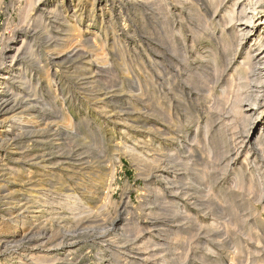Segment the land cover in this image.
Listing matches in <instances>:
<instances>
[{
  "label": "rangeland",
  "instance_id": "rangeland-1",
  "mask_svg": "<svg viewBox=\"0 0 264 264\" xmlns=\"http://www.w3.org/2000/svg\"><path fill=\"white\" fill-rule=\"evenodd\" d=\"M123 2L115 0L94 16L87 4L83 17L73 19L82 39L96 34L103 50L93 57L86 48L78 61L58 65L49 61L43 36L22 22L26 0L2 1L0 82L10 77L6 71L28 40L42 52L38 65L48 66L50 82L37 81L42 70L30 65L26 84H0L9 96L0 97V150L5 162L10 151L17 152L11 162L32 176L9 181L16 188L12 198L22 202L1 200L0 216L8 206L24 211L28 186L35 184L40 202L30 206L37 226L20 247L49 253L43 264H264V145L256 148L254 142L264 132V95L251 84L246 110L232 109L237 83L226 86V77L213 73L192 43L190 29L203 27L196 22L201 8L194 0L169 5V20L154 10L134 12L131 2ZM71 8L64 17L73 14ZM57 20L49 21L53 31ZM259 32L256 25L244 38L225 74L242 64ZM71 67L88 74L71 75ZM86 78H93L92 93L84 87ZM251 100L258 105L249 110ZM13 110L21 113L18 118L11 117ZM24 111L33 117L21 121ZM250 129L251 136L259 131L251 142ZM18 247L9 245L4 256L12 258Z\"/></svg>",
  "mask_w": 264,
  "mask_h": 264
},
{
  "label": "bare ground",
  "instance_id": "bare-ground-1",
  "mask_svg": "<svg viewBox=\"0 0 264 264\" xmlns=\"http://www.w3.org/2000/svg\"><path fill=\"white\" fill-rule=\"evenodd\" d=\"M2 1L3 0H0V6L2 5ZM37 1L38 0H26L27 5H25V7H24V8H26L25 9V13H21V14L22 15L23 14H27V16L25 17V15H24L25 18H23L24 20L22 22H25L26 24H29V25L31 24L32 27H33V30L34 31L37 30V32H39V34L43 36V38L45 40L44 42L46 44H48V47H47L48 49L47 50L52 53L51 54V58L49 60L50 62L56 63L58 65H61V64H63V61L68 60V59H71L72 61H75L78 58L82 57V55L86 52V48H88L89 51L92 53V55L89 54V56H93V57L97 56L96 51L99 50V49H102V47H101L102 45L101 46L99 45L98 36H96V34L93 35L94 34L93 33L92 34V38L89 36L90 38L86 37V39H82V35L83 34L79 31L80 26H79V23H78L77 20H79V19H81V17H83L82 11H83V9L85 7L87 8V4L90 3L89 4L90 8L88 7L89 11H90V15L94 16V14L96 13V10H106L108 4L109 3L112 4L113 2H115V0H67V1H65V0H61V1H59V0H43L42 1L43 2L42 5L38 6L37 12L35 13V15H30L29 12L36 7V4L38 3ZM117 1H122V0H116V2ZM123 1H124L123 4L131 2L130 3L131 4L130 8L134 12H141V13L144 14V12L146 13V11L152 10V12H153V10H154V12L155 11L159 12L160 15H162L161 18H165V20H167L169 18V15L171 14V13L168 14L169 10H166V9H168L169 5H172V4H174V5L176 4V6L184 5L188 0H123ZM194 1L201 8L200 11H195L196 22L198 23V25L200 24L203 27H202V29H200L201 27H199L198 28L199 30L196 29V28H191L190 29L191 34H192V35H190L192 37V43L198 48L196 52L199 53L200 55H202V57L204 59H206L207 61L212 63L213 73H215V74H220V73L223 74L222 78H224V79L226 77V79H225L226 80V82H225L226 86L230 87V86H233L231 84L237 83V87L238 88H236V89H238V92L235 94L236 96H235V98L233 100L234 102L232 104V109L235 108L236 110H234V111H237L238 113H243L244 110H246L243 107V101L246 98L248 99V97L250 96V94H249V92H247L246 88H249L251 86V84H254V86L259 87V89H260V91L259 90H257V91L261 92L264 95V0H233L232 5H231V3H229L230 5H227V3H226L227 0H194ZM123 4L120 3V5H123ZM192 6L188 5L187 8L188 9H194V7H192ZM71 7L73 8V11H74V12H72L73 14H71L70 17H64L65 14H67L69 8H71ZM220 9L221 10L222 9L225 10L223 14L220 13ZM156 12H155V14H156ZM68 14H70V13H68ZM215 15H217V16L220 15V16L217 18V17H215ZM157 16H159V15H157ZM54 17H56V18L59 17V21L58 20L57 21L60 22L58 27L56 25H54V27H57V29L54 28L56 31H53L51 25L49 24V23H51V22H49L50 19L51 18L53 19ZM73 18L74 19L76 18L77 20H74ZM241 24H246V27L248 26V28H239ZM164 25H165V27L167 26L165 22H164ZM256 25H259L260 32H259V34L257 36H255L253 38L252 43H250L249 47L246 48L247 50L245 51L244 57L242 59V64L240 63V64L235 65V67H234L232 72H226V74H225V70H226L227 66L230 65L229 63L232 62V59H233V57L235 55V52L238 50V47L242 44V41L244 40V38L249 36V34H252L253 29L256 28ZM165 41L166 40H164V42ZM23 42H25V41H23ZM32 42H33L32 40H28L27 42H25V46H24V49L22 50V54H20L21 56L19 55L20 59H18L17 61H14L15 60L14 59L15 56L13 54L14 57H13L10 65H9V67L12 68V69H7V71H6V72H10L11 73L10 77H8V79L5 82H0L1 85L4 84L5 86H8V85H10V83H13L15 80H17L18 84L21 85V86L26 84L30 80V77L32 76V75L30 76L29 74L33 73L32 69H30L28 67L30 65H35V66L37 65V66H39V69L42 70V76L39 75L38 78L36 77L37 81H43V82L49 81L50 74H49L48 69H47L48 66L46 64H43V66L42 65H38V64L41 63L40 61H42V59H41V53L42 52L41 51H38V52L35 51L34 45H33ZM200 44H202V45H200ZM100 59L101 58H99V60ZM227 62H229V63L227 64ZM72 64H73V62H72ZM87 64H85L86 67H87ZM82 65H84V64H82ZM104 65H106V63ZM80 66H81V64H80ZM99 66H101V65H99ZM103 67H105V66H103ZM103 67H102V69H103ZM29 69H30V73L28 74L27 71ZM68 71L71 73V75H75V76L76 75H80L81 76V75H84V74H88L87 69H83L82 70V68H78V67H71V68L68 69ZM215 74H213V75H215ZM89 78H90V76H89ZM93 78H91V79H93ZM95 78H97V77H95ZM91 79L86 78V81L83 82L84 87H85V89H87L88 92L92 91L91 90L92 87L89 88L91 85H93L92 84L93 82L91 81ZM210 83H211V81H210ZM245 89H246V92H245ZM256 89H258V88H256ZM12 93H14V92H12ZM250 93H251V91H250ZM19 95H21V93ZM256 95H258V97H259V94H256ZM0 97L1 98L2 97L6 98L7 100H9V96L7 94H3L2 92H0ZM13 98H15V96H13ZM14 101H15V99L12 100L13 104H14ZM253 104L255 106L258 105L257 101L255 103H252V100H251L248 103V106H247V107H249V110H251V109H253L255 107V106L252 107ZM9 105H11V103ZM9 105H7L8 106L7 108H10V110L15 109L14 107H9ZM11 112H13V113H10L12 118H15V117L18 118V114L20 112H14V110L11 111ZM237 112H236V114H238ZM24 113H25V111H24ZM32 113H34V112L33 111H31V112L28 111L22 117H19V118L21 119V121L26 120V116L27 115L31 116V118H32L33 117ZM54 113H56V112H54ZM238 116H240V115H238ZM55 118H56V116H55ZM254 122H255V120H254ZM246 125H247V123H246ZM248 125H249V123H248ZM29 126H31V124ZM249 127H250V125H249ZM250 132H251V129L248 132L249 134H247L249 142H251V138L253 137V135L256 134V132H259V131H257V129L253 130L252 136L250 135ZM2 133H4V131H2ZM263 134H264V132H263ZM263 134L262 133L261 134H257V136L254 137L255 138L254 142H256V144H255L256 148H261L262 145H264L263 144V141H264ZM40 137H42V136H40ZM244 140H246V139L244 138ZM5 143L7 144V141ZM10 154H11L10 159L11 158L15 159L16 157H18L17 156V152L15 153L14 150L10 151ZM4 155H5V151L3 152L2 150H0V175L2 174L1 172L8 171L5 174L3 173V176L1 175L0 201L5 199V198L10 199L9 197L12 198V196H14L16 188L13 189V187H12L13 185H11L13 182L11 183L9 181H12L15 178L18 179V180H21V181L22 180H26V179H28V180L32 179V176L30 175V173L25 174L24 170H21L20 168L14 166V164L11 162L10 159H8L10 162H5L6 159L4 158L5 157ZM138 155H140V154H138ZM27 159H29V158H27ZM60 160H62V159H60ZM43 167H41V168H43ZM25 168H27V166ZM45 170H47V169L44 168L42 171L44 172ZM52 171H53V169H52ZM250 175L252 176L253 174H250ZM36 185L40 186L41 183L38 182ZM249 189L247 190V192L249 191ZM37 191L38 190L36 189L35 184H29L28 189H27V197L29 199L21 207V209H23L24 211L19 213V209L13 210L12 206H8L6 208V211H8V213L6 215L0 216L1 217L0 218V264H43L44 262H46L47 258L49 257V253L40 254L39 251H34L33 249H30V248L29 249H23V248L20 247V245H21L20 243L24 240L25 236H28V235L31 236V234L33 232L32 230L34 229L33 227L37 226L34 223V221L36 220V217H34V215H33V208H32V206H30L31 203L40 202V199H39V197L37 195ZM85 191H86V189H85ZM254 194H255V192H254ZM88 196H89V194H88ZM74 197H76V196H74ZM15 199L18 201V204H20L22 202V199L18 198V197H13L11 200H15ZM70 199H71V195H70ZM73 199H75V198H73ZM70 201H72V200H70ZM8 202H9L8 204H10V205L14 204L13 201H8ZM42 202H44V201H42ZM5 205H7V204H5ZM70 213H73V212H70ZM54 217H56V216H54ZM44 218H42V219H44ZM10 220L13 221L12 225L14 224L12 227L10 226L11 224H9ZM93 221H95V220H93ZM83 227H85V226H83ZM54 234H55V232H54ZM53 237L56 238V235L53 236ZM48 241L49 242L52 241L51 238L48 239ZM11 244L12 245L13 244H17V245H19V247L16 248L15 254H14V256L12 258L5 257L3 253H4V251H6L8 249L9 245H11ZM17 254H19L18 257H17ZM25 256H27V257H25ZM50 257H51V255H50ZM50 261L51 260H49L48 262H50Z\"/></svg>",
  "mask_w": 264,
  "mask_h": 264
}]
</instances>
